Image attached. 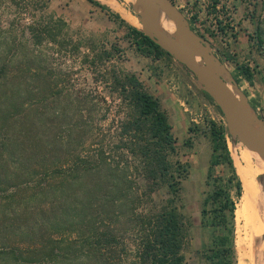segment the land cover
Returning a JSON list of instances; mask_svg holds the SVG:
<instances>
[{
  "label": "trees",
  "instance_id": "trees-1",
  "mask_svg": "<svg viewBox=\"0 0 264 264\" xmlns=\"http://www.w3.org/2000/svg\"><path fill=\"white\" fill-rule=\"evenodd\" d=\"M61 25L49 19L23 27L28 40L0 41V264H184L187 230L178 202L187 169L172 159L166 112L136 74L111 65L93 80L117 99L113 117L95 87H69V76L62 81L36 50L55 44ZM127 30L139 54L169 56L136 27ZM111 50L102 48L88 67L111 62ZM208 133L207 180L218 166L227 177L214 179L204 200L202 224L221 234L200 264H234L240 182L223 125L210 121ZM161 189L167 199L156 205Z\"/></svg>",
  "mask_w": 264,
  "mask_h": 264
},
{
  "label": "rangeland",
  "instance_id": "rangeland-1",
  "mask_svg": "<svg viewBox=\"0 0 264 264\" xmlns=\"http://www.w3.org/2000/svg\"><path fill=\"white\" fill-rule=\"evenodd\" d=\"M93 1L106 9L101 10L87 0H0V41L4 37L20 42L28 40L27 32L21 34L23 27L42 25L49 19L61 20L60 31L55 33L56 43L44 42L36 50L43 52L46 67L60 74L62 81L69 76L68 86L72 89L95 87L106 96L112 106L110 117L115 114L118 101L108 94L102 82L96 83L93 78L101 79L104 68L110 65L136 74L167 114L176 141L172 159L187 169V174L180 182L181 200L178 202L187 230L182 254L184 264H200L204 248L221 234L202 224L201 211L204 200L212 194L214 179L219 177L222 183L227 177L225 168L218 166L212 169L211 178L207 180L211 154L208 137L210 121L223 125L227 148L230 150L228 140L231 137L226 131L223 114L195 77L170 55L155 59L135 51L131 38L127 36V26L131 24L122 18L123 12H118L125 9L135 16L139 9L135 0ZM174 1L182 5L181 11L192 30L224 64L253 114L264 125V0ZM112 13L118 16L121 13L119 17L125 21L124 24L115 20ZM161 17V14L156 15L157 25ZM217 22L221 23L225 32H220ZM138 26L136 28L140 29V24ZM112 46L115 47L113 51ZM102 48L112 51V61H96L95 69L88 67V61ZM246 70L249 77L243 74ZM221 78L227 84L228 79L224 73ZM229 153L231 155V151ZM235 193L231 187L230 195L234 197ZM154 199L156 205H162L167 199L166 191L159 190ZM256 221L264 233V215L257 216ZM235 222L234 212V264L239 228ZM263 233L254 237L257 248L261 247L259 241Z\"/></svg>",
  "mask_w": 264,
  "mask_h": 264
},
{
  "label": "water",
  "instance_id": "water-1",
  "mask_svg": "<svg viewBox=\"0 0 264 264\" xmlns=\"http://www.w3.org/2000/svg\"><path fill=\"white\" fill-rule=\"evenodd\" d=\"M135 1L139 6L136 11V18L141 26L139 30L195 77L205 93L221 110L228 135L264 156L263 122L253 114L244 95L236 86L224 64L211 53L205 42L192 30L183 13L176 8L171 0ZM158 8L164 11L175 24L177 30L171 37H164L156 24L155 15ZM180 40H183L184 45L179 43ZM196 57L206 65L198 63ZM222 73L226 74L228 84L233 86L241 97L242 103L248 109L251 119L258 129L253 130L240 121L231 90L221 78Z\"/></svg>",
  "mask_w": 264,
  "mask_h": 264
},
{
  "label": "bare ground",
  "instance_id": "bare-ground-1",
  "mask_svg": "<svg viewBox=\"0 0 264 264\" xmlns=\"http://www.w3.org/2000/svg\"><path fill=\"white\" fill-rule=\"evenodd\" d=\"M158 14L162 16L160 23L157 25L162 35L164 37L173 36L177 30L173 21L159 8L156 11V15ZM122 16L132 26L139 27L135 17L124 12ZM179 43L184 45L183 40H180ZM196 59L201 65H206L200 58L196 57ZM226 85L231 90L232 99L238 110L240 121L253 130L258 129L235 88L230 86L228 82ZM228 147L229 151H231L234 168L241 186V196L235 210V224L237 223L239 226L235 241L236 264H264V235H260L259 243L261 247L257 248L254 245V237L256 238V235L260 232L263 233L256 221V217L261 214L264 215V156L244 146L234 137L228 140Z\"/></svg>",
  "mask_w": 264,
  "mask_h": 264
},
{
  "label": "crops",
  "instance_id": "crops-1",
  "mask_svg": "<svg viewBox=\"0 0 264 264\" xmlns=\"http://www.w3.org/2000/svg\"><path fill=\"white\" fill-rule=\"evenodd\" d=\"M172 1V0H171ZM173 3H174V5L176 6V8L177 9H179L180 11L183 9L182 8V5H178L175 1H173ZM117 6H118V4H117ZM120 9V8H119ZM118 12H124V13H128V14H130V16H133V17H135L136 18V13H135V16L131 13V12H129V11H127V10H125V9H120V11H118ZM182 12V11H181ZM120 15H121V13H119ZM119 15V16H120ZM122 18H124L123 16H122ZM137 19V18H136ZM138 21V20H137ZM132 26V25H131Z\"/></svg>",
  "mask_w": 264,
  "mask_h": 264
},
{
  "label": "built area",
  "instance_id": "built-area-1",
  "mask_svg": "<svg viewBox=\"0 0 264 264\" xmlns=\"http://www.w3.org/2000/svg\"><path fill=\"white\" fill-rule=\"evenodd\" d=\"M174 1V0H173Z\"/></svg>",
  "mask_w": 264,
  "mask_h": 264
}]
</instances>
